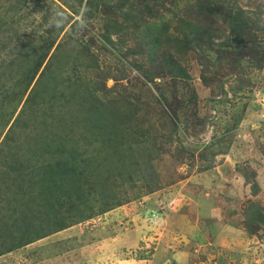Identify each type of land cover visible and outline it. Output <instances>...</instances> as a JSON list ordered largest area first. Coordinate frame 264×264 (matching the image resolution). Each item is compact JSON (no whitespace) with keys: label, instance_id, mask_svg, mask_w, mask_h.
Segmentation results:
<instances>
[{"label":"rangeland","instance_id":"obj_1","mask_svg":"<svg viewBox=\"0 0 264 264\" xmlns=\"http://www.w3.org/2000/svg\"><path fill=\"white\" fill-rule=\"evenodd\" d=\"M261 53L264 0H0V264H264Z\"/></svg>","mask_w":264,"mask_h":264},{"label":"trees","instance_id":"obj_2","mask_svg":"<svg viewBox=\"0 0 264 264\" xmlns=\"http://www.w3.org/2000/svg\"><path fill=\"white\" fill-rule=\"evenodd\" d=\"M245 13H246L245 10L239 9L238 11H236V13H234L232 18L230 19V23H229L230 32L232 34L236 35V37L237 36H244L246 34H249V32H252L251 27H250V19L245 20L243 18ZM182 22H184L186 24V27H187V28L186 27L184 28V33L186 34V36L184 35V37L182 39H179L176 37V39L174 40V46L177 48H179L182 44H184L186 42H193V40H195V37H199V36L195 35V32L198 34V32L203 31V29L201 27H199L197 25H193L192 22H189V21H182ZM144 28H145L144 29L145 37L149 38V39H154V44H156V45H158V43H160V41L163 39V37L166 34V30H167L166 26H164L162 23H157V22L147 23ZM68 29H72V27L69 26ZM52 46H54L53 41L51 42L50 47H52ZM58 46H59V44H57L54 47V50L50 54V57L53 55L55 50L58 49ZM46 56H47V54L38 55L37 60L40 59L41 63H42L43 60L46 58ZM261 57L264 59V53H261ZM169 68L171 69V65L169 66ZM173 73L178 74V72L176 70ZM35 74H36V72L32 75V80L35 78ZM176 76H178V75H176ZM37 80L38 79H36L35 81H37ZM253 207H255V205H253ZM251 209H252V213H251ZM251 209H249L245 212L246 213L245 216H247V217L250 216L249 218H250L251 223H253L252 220H256L258 222L264 221V218L260 217L258 214L255 213L257 209H254V208H251ZM105 211H106V209H105ZM68 226L69 225L63 224L61 227H59L54 232H57L59 230H63L65 228H67ZM28 240H32V239L29 238ZM4 251L1 250L0 255L3 254Z\"/></svg>","mask_w":264,"mask_h":264},{"label":"crops","instance_id":"obj_3","mask_svg":"<svg viewBox=\"0 0 264 264\" xmlns=\"http://www.w3.org/2000/svg\"><path fill=\"white\" fill-rule=\"evenodd\" d=\"M188 243V242H187ZM187 243L186 246H187ZM185 245L181 246V249L175 248L177 250L174 249V247L172 246V249L168 252H165L164 250H169L168 248H166L164 246V248L161 249H157L156 247H154V253H155V258L153 257L154 253H152L151 258H140V259H122L119 260L121 264H125V262L127 264H182L183 261L188 262L189 260H193V256L194 254H190V252H188L189 250H187ZM86 247H84L85 249ZM165 252V256L163 257L162 254L164 255ZM192 253V252H191ZM149 256V255H148ZM162 256V257H161Z\"/></svg>","mask_w":264,"mask_h":264}]
</instances>
